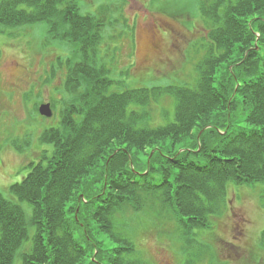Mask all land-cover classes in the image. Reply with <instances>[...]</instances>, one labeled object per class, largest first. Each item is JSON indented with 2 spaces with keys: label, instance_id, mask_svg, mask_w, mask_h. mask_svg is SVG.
<instances>
[{
  "label": "trees",
  "instance_id": "1",
  "mask_svg": "<svg viewBox=\"0 0 264 264\" xmlns=\"http://www.w3.org/2000/svg\"><path fill=\"white\" fill-rule=\"evenodd\" d=\"M194 6L206 34L192 84L119 90L98 53L106 9L0 0L1 29L45 23L48 42L72 50L57 61L66 66L61 97L50 102L57 126L38 138L50 150L10 186L15 202L0 194V264H154L142 236L163 228L157 242H178L182 264H197L204 252L194 237L213 230L228 189L264 186V0ZM165 97L173 112L161 109L158 122L152 107ZM190 138L188 149L163 154L166 140ZM258 242L264 253V230Z\"/></svg>",
  "mask_w": 264,
  "mask_h": 264
},
{
  "label": "rangeland",
  "instance_id": "2",
  "mask_svg": "<svg viewBox=\"0 0 264 264\" xmlns=\"http://www.w3.org/2000/svg\"><path fill=\"white\" fill-rule=\"evenodd\" d=\"M74 2L82 13L101 15L103 9L107 11L98 53H102V63L110 71L107 77L112 86L117 84L120 90L123 86L139 89L192 84L193 68L201 49L200 38L205 34L195 14V0ZM45 25L0 28V194L14 202L10 186L28 174L27 164L31 159H38L39 151L50 150L38 138L43 129L57 126V119L44 121L37 117L36 106L55 104L60 99L66 66L57 61L71 57V48L48 42L50 35ZM161 109L172 115V100L165 97L158 106L152 107L158 122ZM14 141L21 143L22 153L10 146ZM26 141L28 145L24 146ZM192 142L190 138L172 146L166 140L161 149L167 156L168 151L188 149ZM137 157L143 165L145 158ZM244 188L228 189L226 209L214 221L211 219L213 230L197 232L200 233L194 237V250L201 248L204 252L197 264H264V253L258 242L264 230V208L258 197L264 194V186ZM21 206L25 209L22 203ZM164 234L165 228L159 233L150 231L143 235V243L142 239L140 242L143 250L154 264H182L184 258L178 242L169 247L159 243L163 241L158 236ZM190 256L194 261V254Z\"/></svg>",
  "mask_w": 264,
  "mask_h": 264
},
{
  "label": "water",
  "instance_id": "3",
  "mask_svg": "<svg viewBox=\"0 0 264 264\" xmlns=\"http://www.w3.org/2000/svg\"><path fill=\"white\" fill-rule=\"evenodd\" d=\"M39 108V114L41 115V116H43V117H46V118H49V117H51V111H50V108H49V106H47V105H42V106H40V107H38Z\"/></svg>",
  "mask_w": 264,
  "mask_h": 264
}]
</instances>
